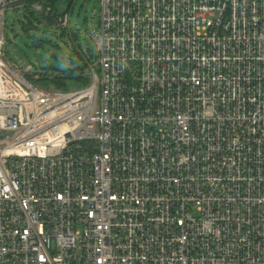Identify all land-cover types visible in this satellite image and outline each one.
I'll use <instances>...</instances> for the list:
<instances>
[{"label": "built area", "instance_id": "1", "mask_svg": "<svg viewBox=\"0 0 264 264\" xmlns=\"http://www.w3.org/2000/svg\"><path fill=\"white\" fill-rule=\"evenodd\" d=\"M53 1L0 0V264H264V0H99L66 91L5 54Z\"/></svg>", "mask_w": 264, "mask_h": 264}, {"label": "rangeland", "instance_id": "2", "mask_svg": "<svg viewBox=\"0 0 264 264\" xmlns=\"http://www.w3.org/2000/svg\"><path fill=\"white\" fill-rule=\"evenodd\" d=\"M52 6L56 12L64 13L70 1L54 0ZM99 18V0H76L66 32L55 29L48 22L35 20L24 9L8 10L5 14L6 57L20 68L31 66L33 72L67 74L80 70L85 62L93 64L97 60L91 36L99 31ZM80 87L79 82L70 81L65 88L76 90Z\"/></svg>", "mask_w": 264, "mask_h": 264}, {"label": "trees", "instance_id": "3", "mask_svg": "<svg viewBox=\"0 0 264 264\" xmlns=\"http://www.w3.org/2000/svg\"><path fill=\"white\" fill-rule=\"evenodd\" d=\"M86 66V65H85ZM85 66L80 70H75L73 72H67V74H64L65 77H54L52 79L48 78L47 76L39 77L36 80H33V83L43 89H56V90H62L66 91L65 88L66 85L70 82H79L81 84V87L86 85L88 83V79L86 77H83V71ZM73 78V79H71Z\"/></svg>", "mask_w": 264, "mask_h": 264}]
</instances>
